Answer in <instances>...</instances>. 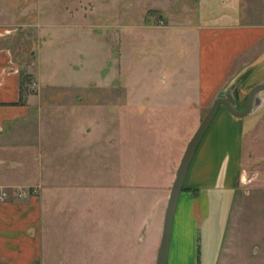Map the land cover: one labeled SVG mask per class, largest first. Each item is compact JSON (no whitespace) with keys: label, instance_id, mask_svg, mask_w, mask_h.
Returning <instances> with one entry per match:
<instances>
[{"label":"rangeland","instance_id":"374dc122","mask_svg":"<svg viewBox=\"0 0 264 264\" xmlns=\"http://www.w3.org/2000/svg\"><path fill=\"white\" fill-rule=\"evenodd\" d=\"M252 1V13L263 22L264 0ZM18 3L21 26L13 53L19 73L31 78L26 94L35 97L46 133L40 160L47 168L45 264H155L175 172L194 132L188 135L192 115L184 112L177 132L162 139L147 127L152 116L140 109L171 83L170 73L174 80L186 71L192 76L191 44L156 36L162 34L155 27L165 26V13L154 9L166 3L155 0ZM187 14L195 20L193 12ZM144 26L155 29L144 31ZM260 56L243 71L247 89L264 82ZM170 95L187 105L182 94ZM246 105L247 98L238 110ZM263 118L260 110L244 119L247 168L227 224L222 264H264V188H257L264 186V144L250 146ZM256 160L261 161L257 178L256 168L249 169ZM59 164L66 171L58 172Z\"/></svg>","mask_w":264,"mask_h":264},{"label":"crops","instance_id":"0c3cea01","mask_svg":"<svg viewBox=\"0 0 264 264\" xmlns=\"http://www.w3.org/2000/svg\"><path fill=\"white\" fill-rule=\"evenodd\" d=\"M155 1L166 3L154 9L165 13V26L155 27L163 30L162 34L156 36L166 37L165 41L172 37L175 44L190 43L188 49L191 55L193 52L196 64L192 76L186 71L177 74L174 80L170 73L171 83L163 84L155 94V101H145L140 112L145 117L152 116L147 119V127L164 139L170 138L172 131L177 132L179 118L190 111L188 135L191 136L214 100L232 91L238 110L247 98L251 88L247 89L242 80L243 71L256 63L260 56L256 54L258 49L264 48V21H257L252 13V0ZM17 5L18 0H0V188L35 187L38 193L26 200L10 194L8 200L0 202V264H45L49 249L44 238L47 168L40 160L45 155L46 133L35 97L26 95L20 100L19 66L12 43L21 26ZM191 12L193 21L187 14ZM155 28L144 26L143 30ZM237 81H241L238 90ZM173 92L182 94L179 98L186 100L187 105H179L180 99L170 95ZM260 99L262 103L255 112L264 111V98L260 96ZM244 119L233 117L224 107H219L199 143L178 200L167 264H222L220 254L227 224L247 168ZM259 141L264 144L263 125L255 126L250 146H258ZM40 146L43 147L39 151ZM28 151L32 152L30 156ZM63 154V160L67 159L65 151ZM70 155L74 163L76 154ZM259 162L249 163L250 170L256 168L255 178L260 174ZM62 170L66 171L59 164L58 172Z\"/></svg>","mask_w":264,"mask_h":264},{"label":"water","instance_id":"95a60500","mask_svg":"<svg viewBox=\"0 0 264 264\" xmlns=\"http://www.w3.org/2000/svg\"><path fill=\"white\" fill-rule=\"evenodd\" d=\"M263 92L264 83L258 84L251 88L247 95L246 108L242 111L237 110L232 91L223 94L212 103L204 119L189 140L178 165V168L175 172L174 180L170 189L166 209L164 212L161 238L157 250L155 264H167L173 219L175 216L178 200L182 192L187 169L218 108L224 107L229 114L238 119L246 118L253 112H255L256 109L261 105L262 100L259 98V95Z\"/></svg>","mask_w":264,"mask_h":264},{"label":"built area","instance_id":"2783aa9c","mask_svg":"<svg viewBox=\"0 0 264 264\" xmlns=\"http://www.w3.org/2000/svg\"><path fill=\"white\" fill-rule=\"evenodd\" d=\"M162 25V22H160ZM38 193V188L29 187V188H0V202H5L8 200L9 195L13 194L16 198L21 200H26L31 196H35Z\"/></svg>","mask_w":264,"mask_h":264},{"label":"trees","instance_id":"16d2710c","mask_svg":"<svg viewBox=\"0 0 264 264\" xmlns=\"http://www.w3.org/2000/svg\"><path fill=\"white\" fill-rule=\"evenodd\" d=\"M30 76H28V74L24 73L23 71H21L19 73V93H20V100L22 102V100L25 98L26 94V87L28 82L30 81Z\"/></svg>","mask_w":264,"mask_h":264}]
</instances>
